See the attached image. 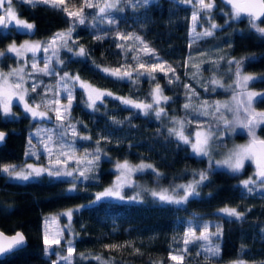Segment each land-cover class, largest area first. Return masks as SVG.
Here are the masks:
<instances>
[{"label":"trees","instance_id":"16d2710c","mask_svg":"<svg viewBox=\"0 0 264 264\" xmlns=\"http://www.w3.org/2000/svg\"><path fill=\"white\" fill-rule=\"evenodd\" d=\"M215 3L228 8L219 0ZM13 4L22 18L35 25L31 32L34 37L45 38L69 27L70 20L61 10L64 5L53 8L22 0H14ZM121 8L123 11L112 12L114 25L101 24L95 28L90 24L77 25L72 37L78 46L88 49L89 55L76 57L62 50L64 64L59 66L60 71L78 74L114 95L134 100H149L151 90L159 83L163 93L171 98L164 107L168 112L175 108L177 114L182 113V103L190 96L189 88L184 85L189 82L185 59L191 50L218 43L227 54L243 61V71L264 73V37L251 28L244 14L225 23L224 16L215 12L213 17L220 27L211 36L189 41L190 5L176 0H149L147 5L122 2ZM117 32L136 34L174 69V74L169 72L166 76L157 71L153 73L155 80L141 76L135 83L105 75L100 70L102 67L134 65L132 52L125 55L116 47L117 43H124L115 39ZM95 35H102L104 39L97 40ZM23 36L17 32L0 34V48ZM143 57L150 59V55ZM11 62L12 57L2 56L0 67ZM39 77V81H43L38 89L41 95L31 93L36 100L45 94V84L53 86L51 76ZM169 78L173 83L168 82ZM250 85L264 89V77L256 78ZM207 94L222 95L218 90ZM75 95L72 122H79L80 135L91 137L90 140L77 139V147L93 152L99 146L101 158L88 180L52 178L45 174L29 181H16L0 172V229L7 233L20 230L26 240L13 253L0 257V264H51L53 257H45L43 253V218L70 207L79 209L73 212L70 221V240L75 249L73 264H100L95 257H100L104 264H170L169 254L184 249V226L187 219L195 215L216 221L213 233L219 228L221 234L212 235L210 241L219 246L220 252L216 257L206 258L201 248L189 244L188 251L183 253V264L264 262V192H245L237 183L239 174L212 169L208 180L198 187L200 195L189 197L183 205L157 202L146 189L141 190L138 201L111 198L93 201L95 193L112 179L115 160L148 162L160 173L155 178L163 184L186 180L197 170H204L205 160L190 153L187 144L168 135L165 117L158 120L150 113L145 116L112 97H105L104 103L93 111L82 102L86 99L82 89L77 87ZM253 106L264 109V102L257 98ZM113 120L121 123H113ZM33 125V120L25 113L5 117L0 112V129L6 133L0 143V166L25 160L28 133ZM102 135L107 139L102 140ZM256 135L264 138V124L257 128ZM137 178L143 183L153 181L150 170L140 172ZM72 183L76 184V190L68 191ZM225 205L236 208L242 218L237 220L214 212Z\"/></svg>","mask_w":264,"mask_h":264},{"label":"snow or ice","instance_id":"6c2138e0","mask_svg":"<svg viewBox=\"0 0 264 264\" xmlns=\"http://www.w3.org/2000/svg\"><path fill=\"white\" fill-rule=\"evenodd\" d=\"M23 2L29 4H44L53 8H61L65 5L66 0H23ZM122 2L131 3L132 0H83V3L79 8L73 5V10H69L67 6L61 8L65 12L70 20L69 27L66 31L55 33L47 42H35L31 43L25 41L23 44L17 46L15 42L9 44L5 51H0V56L6 54H14L18 59H24L26 53H32L31 59V71L27 70L28 61L24 60L23 65L11 69L9 72H0V112L5 116L11 115L13 98L18 100L19 104L23 106L24 112L31 115L33 119H49L52 117L49 113H52L55 117V125L53 128H39L36 135L39 138L40 146L43 148L44 154L48 156V165H36L32 163L22 165H4L0 166V172H3L13 180L29 181L32 178L40 177L42 175H48L51 177H73L74 179L88 180L92 169L98 164L101 158V149L98 146L93 152H85L82 158H77V150L75 148V142L77 139L90 140L91 137L87 135H80L77 123H73L71 119V109L76 99L75 90L77 87L83 90L86 99H82L85 106L93 111L98 110L97 105L104 103L105 97H112L119 100L127 108L137 109L139 113L147 116L150 112H153L155 117L159 120L167 113L161 106L166 104L171 99L163 94L164 90L159 83H156L151 90V102L136 101L131 98H125L120 96H114L110 91L97 88L87 81H84L80 76L63 72V75L56 70L55 65H63L64 59L61 57V51L71 53L76 57L87 58L89 55L88 49L83 46H78L76 40L73 39L72 33L76 30L77 25L90 24L95 28L97 25L107 24L109 26L116 24V20L111 15L114 11H123L120 7ZM138 4L147 5L149 0H136ZM182 3H192L193 0H181ZM224 3L231 6V11H225V15L230 19H239L242 14L249 18V24L252 29L264 37V27L260 24H264V0H223ZM196 10L192 14V37L193 39H199L203 36H211L213 30L219 27L215 22H212V12L216 8L215 0H195ZM85 9H95L94 13H86ZM223 10V9H221ZM202 14H206L209 17L210 27L206 28L201 33H196V27L198 22L203 18ZM257 21L260 23L258 24ZM225 23H228L226 20ZM0 26L3 28H9L10 26L15 29H22L26 32H31L35 25L27 22L24 19L18 17L17 12L12 6V0H0ZM95 39L102 40V35H95ZM116 40L119 41H139L140 44L144 42L140 40L138 36L132 34L116 33ZM116 47L121 49L127 55L128 52H143L144 55H152L153 50L144 44L143 48L129 47L125 43H117ZM43 51L44 58L42 61L43 67H40L41 61H37L36 53ZM133 64H128L125 67L121 64L115 68H103L100 69L107 76H111L117 80H128L135 83L141 76H147L149 79L155 80L153 73L157 71L164 72L167 76L169 72L174 74V69L170 66L165 69V62L160 61L157 63H145L141 62L139 54L132 56ZM228 63L235 64V88L241 91L236 92L232 96V100L229 103L221 104H208L206 101L202 104L193 103V96L195 93L188 97V102L183 105L186 113L188 111L194 112L200 116H216L217 124L223 125V131L219 127L213 129L211 126L204 128L200 122H197V130L194 134H186V125L191 123L186 119L172 118V126L167 129L168 135L175 137L183 144L191 146L193 153L196 156L207 157L209 165L207 169H204L198 173L199 179L187 183L186 185H179L180 189H183V195L177 197L176 189H161L160 191H151V195L162 202L183 204L189 197L199 196L200 193L197 188L208 180L213 165L217 168H226L232 173L240 172L244 166L245 161H251L255 165L254 177H249L242 181V186L248 192L253 191V186L264 187V140L257 137V128L264 124V111L256 112L253 109V104L257 98L260 102H264V92H252L248 91V84L250 81H254L256 77L251 75H243L242 60H229ZM99 67V66H97ZM62 71V69H61ZM56 75V84L54 86H44L45 94L41 97L40 103H35V97L30 96L29 87H26L28 80H32L30 85L31 93H35L36 96H40L41 93L38 89L43 85V81H38L36 77L38 75L52 76ZM168 82L171 84L173 80L169 78ZM213 90L216 87H224L222 80L213 76L208 82ZM185 88H189V85H184ZM228 87H232L229 85ZM207 90V89H206ZM51 93V96L48 94ZM63 94V95H62ZM62 100H66L63 103ZM31 101V102H30ZM43 109V110H41ZM221 109H226L231 112L232 118L226 119L221 113ZM241 112L243 115H241ZM217 113H221L217 116ZM113 123H121L120 121L113 120ZM237 128L243 129L247 132L249 141L245 145L234 146L229 149L223 158L213 160L212 150L213 141L221 139L225 134H231L236 131ZM6 133L0 131V141L5 139ZM101 139H107L106 136H101ZM100 141H97L99 145ZM219 147V145H216ZM26 156H37L39 159V152L37 145L33 144L32 140L28 141V149L25 152ZM70 160H75L77 167L69 170L67 165ZM116 170L119 173L117 182L105 189L103 192L96 195V200H100L104 197H114L118 199H124L121 195V189L124 186H131V176L135 172H142L146 169H151L157 176L160 174L156 172V169L151 164L141 163L139 165H131L127 161L117 162ZM76 190V184L72 183L68 191ZM132 197V199H137ZM82 207V206H81ZM79 209H69L62 215H66L71 221V217L74 211ZM220 211L226 216L235 217L237 220L242 218V213L236 208L224 207ZM53 221L55 218H52ZM46 224L48 221L46 220ZM66 227H70L67 225ZM197 232L199 234H197ZM221 232L218 228L217 232L210 233L209 226L203 225L201 229L194 227H188L184 231V249L177 254H169V259L175 261L176 264H183L184 252L188 251L189 244H195L199 241H206L208 243L201 244L200 247L207 254L206 258L216 257L219 255L220 249L218 245H213L210 242L212 235H220ZM63 240V232L58 231L55 234H50L46 229L43 235V253L45 257H54L51 259V264H73V257L75 249L73 247L72 240L66 241L67 248L66 254L64 252H58L55 250L57 246H61ZM25 243V237L21 232H16L15 235L8 237L0 233V255L10 254L20 248ZM114 247V246H112ZM100 264H104L100 257H95ZM234 264H244L243 261H236Z\"/></svg>","mask_w":264,"mask_h":264},{"label":"rangeland","instance_id":"374dc122","mask_svg":"<svg viewBox=\"0 0 264 264\" xmlns=\"http://www.w3.org/2000/svg\"><path fill=\"white\" fill-rule=\"evenodd\" d=\"M176 1L182 3L181 0H176ZM94 2H95V0H94ZM82 3H83V0H66V3L64 6H67L69 8V10H73V5H75L76 8H79ZM134 3H137L136 0H132V2L128 3V4H134ZM184 4L190 5L192 8L191 21L189 23V29H188V39H189V41H192V40L194 41V39L192 37V14H193V11L196 10L197 6L195 5V0H193L192 3H184ZM121 5H122V3H121ZM121 5H120V7H121ZM221 9H223V10H221ZM85 11H86V13H94L95 9H85ZM225 11L230 12L231 7L228 6L227 9H224L220 6H216V8L213 10V12L211 14L212 15V22H215L217 25H219V27H220V23H218L217 20L213 17L215 12L220 13L224 16V22L226 20L227 21L233 20V19H230L228 16L225 15ZM111 15H112V13H111ZM202 15H203V18L197 24V27L195 30L196 33H201L206 28L210 27L208 15H206V14H202ZM241 16H243V14ZM20 19H22V18H20ZM10 28L12 30H14L12 27H10ZM15 30L20 31L21 33H24V36L22 38H20L18 41L12 40V41L8 42L7 44H5V46L2 49L0 48V51H5L7 46L13 42H15L17 44V46L23 44L26 40L31 42V43L47 42L55 33L66 31V30H61V31H57V32L51 34L48 37L37 38V37L32 36L31 32H26L22 29H15ZM124 34L125 35L132 34L134 37L137 36L136 34H134L132 32H126ZM140 40L143 41L141 38H140ZM195 40H197V39H195ZM123 42L126 45H128L129 47H137L138 46L141 49L143 48L144 44H146L144 41H143L144 42L143 44H140L139 41H134V40L123 41ZM137 54L140 55L141 62L157 63V62L163 61V62H165V69L167 70V68L169 67L168 63H166V61H164L163 59L158 57V55L155 53L150 55V59L143 57L144 54L142 51L139 53L134 51V52H132L131 56L137 55ZM6 55L12 57V62L8 63L4 68L0 67V72L7 73L15 67L22 66L24 60L28 61L27 70L31 71L32 53H26L23 60L18 59L14 54H6ZM1 57L2 56H0V59H1ZM43 58H44L43 51H38L36 53V59H37V61H41L40 67H43V64H42ZM229 60H237V59L234 56L227 54L226 51L223 49V47L221 45H219L218 43L210 44L207 47L197 49V50H191L188 52V54L186 55V59H185V64L187 66V70L185 72V75L187 76V80L189 81L188 82L189 90H190L189 95H192L193 93H195V96H193V103L202 104L206 101L208 104H216L217 102H219L221 104H225V103L231 102L232 96L234 94V90L236 92L241 91L240 89L235 88L234 69L236 66H235V64L230 65L228 63ZM133 63H135V62L133 61ZM124 65H125V67H127L126 64H124ZM59 66L60 65L54 64V67L60 73V75H63L64 71H60ZM103 68H110V67H102V69ZM241 71H242L243 75H251V76L256 77V78L264 77V73L263 74H256V73H252V72L243 71L242 69H241ZM73 75H76V74H73ZM39 76L40 75H38L36 77V79L38 81L40 79ZM213 76L222 80L224 83V87H216L215 90H213L212 86L208 83L213 78ZM51 77L53 79L52 81H53V86H54L56 84V78L57 77L55 74H53ZM81 79L84 81H87L88 83H90L91 85H93L97 88H100V87L92 84L91 82H89L86 79H83V78H81ZM32 82L33 81L30 79V80H28V83L26 85V87H29L30 96H31L30 85L32 84ZM251 82L252 81H250L248 84V88H247L248 91L264 92V89H256L252 85H250ZM50 84L51 83L45 84V85L50 86ZM229 85H232V87L231 88L228 87ZM100 89L106 90L103 88H100ZM217 90H218V92H221L222 95L213 96V95L207 94V93L214 92ZM106 91H108V90H106ZM48 95H50V94H48ZM164 95L167 96L166 94H164ZM114 96H118V95H114ZM120 97L128 98L126 96H120ZM40 101H41V98L39 100L35 99L34 102L40 103ZM136 101H144V100H136ZM62 102L66 103V100H62ZM145 102L150 103L151 102V96H150V99L145 101ZM187 102H188V99H186L182 103L183 111L180 114L175 113V108L172 111L168 112L167 108L164 107V104L161 105L165 109V112L167 113V115L163 116V117H165V121L168 123V127L172 126V124H171L172 118H178V119H186L187 121H191V123H188L186 125V129H185L186 134L187 133H192V134L195 133V131L197 130V122H200L204 128H208L209 126H211L213 129H215V128L219 127L220 130L223 131V125H222V123L219 125L217 124L216 116H213V115L200 116V115H197L196 113L191 112V111H188L186 113V110L184 109L183 105ZM253 109L256 112L264 111V109H257L254 106H253ZM41 110H43V109H41ZM11 112H12V114L7 115V116H5L2 112H1V114L5 117H10V116L18 115V113H25L23 106L21 104H19L18 100H16L15 98H13V101H12ZM221 113L223 114V117L226 119H231L232 115H233L231 112H228L226 109H221ZM221 113H217L216 115L219 116ZM25 114H27L34 122L33 127L30 129V131L28 133V141H29V139H31L33 144L37 145L38 152H39V159L37 158V156H26L25 155V160H23L20 163H17L16 165L32 163V164H36V165L47 166L48 165V156L46 154H44L43 148L40 146L39 138L33 134L36 133L37 129H39V128H53L55 125V117L52 113H49V115L52 117L51 120H49V119H33L30 114H28V113H25ZM150 114L155 116L153 112H150ZM241 115H243L242 112H241ZM239 134L241 135V137L237 136ZM28 141H27V145H26V150L28 149ZM248 141H249V137L247 135V132L243 129H240V128H237L234 133L225 134L221 139H217V140L213 141V150H212L213 160H218V159L223 158V155L229 149L233 148L234 146L245 145L248 143ZM216 145H219V147H216ZM74 146L77 150V158H82L86 151H84L82 148L77 147V142H75ZM187 146H188V151L190 153L194 154L192 149H191V146L190 145H187ZM198 157H202V156H198ZM202 158H204V160H205V169H207L208 165H209L208 158L207 157H202ZM124 161H127V160H115L113 162L114 175H113L112 179L110 180V182L108 184L104 185L100 190H98L95 193L93 201L96 200V195L98 193L103 192L105 189L109 188L110 186H112L113 184H115L117 182V177L119 176V173L117 172L115 166H116L117 162H124ZM127 162L133 166L139 165L141 163L150 164V163L145 162V161H139V162L127 161ZM9 165H13V164H9ZM67 167L69 170L75 169L77 167L75 160H70L68 162ZM214 168H217V167H215V165H213V169ZM221 169H224L227 172L232 173L229 170H227L226 168H221ZM146 170H150L152 172V176H153L152 182H150V183L141 182L137 178V175L140 172H135L131 176V186L126 185L121 189V195L124 197V199H118V198H114V197H104V198H111V199H117V200L138 201L140 199V192L142 189H146L147 192H149L151 195V191H153V190L160 191L161 189H165V188L169 189V190L175 188L176 189V195H177V197H179V196L183 195V189H180L178 186L179 185H186L187 183L193 181L194 179L198 180L199 179L198 173L200 171H202V170H197L195 172V175L188 177L186 180H179V181H174L170 184H163V183L159 182L157 180V178H155V177H157L156 173H154L151 169H146ZM146 170H144V171H146ZM156 172H158V171L156 170ZM254 172H255V165L252 164L251 161H245L244 168L240 172L235 173V174L240 175V177L237 180V183L243 188L242 181L248 179L249 177H254ZM6 177L11 179L7 175H6ZM52 178L74 179L73 177H52ZM11 180H13V179H11ZM16 181H18V180H16ZM69 188H70V186H69ZM243 190L245 192H248L244 188H243ZM257 190L264 192V187L259 186V182H258L257 186H253V191H257ZM197 191H198V188H197ZM137 196H138L137 199H132V197H137ZM151 197L157 202L166 203V202L160 201L159 199L153 197L152 195H151ZM171 204H174V203H171ZM183 204H174V205H183ZM224 207H230V206H226V205L220 206V207L216 208L214 210V212H216L220 215L226 216L225 214H223L220 211V209H222ZM74 208H72V207L64 208L60 211H57L56 213H48V214L44 215V218H43L44 219L43 235H44V232L46 229L49 231L50 234H55L58 231L63 232V240L61 241L62 247L57 246L55 248V250L58 252L62 251V252H64V254H66V248H67L66 241L70 240L71 230H70V227H66L70 223L69 218L66 215H62V214L65 213L67 210L74 209ZM231 208H233V207H231ZM52 218H55V220L53 221ZM46 220L48 221L47 224L45 223ZM205 224L209 226V232L213 233V231L216 227V221L214 219L204 218V217H201L199 215L191 216L190 218L187 219L185 226H184L185 227L184 231L190 226L194 227L196 229H201L203 227V225H205ZM197 234H199V233L197 232ZM204 243H208V242L199 241L195 244H196V246H198V248H201L200 245L204 244ZM172 254H177V253H172ZM236 261H239V260L231 261L228 264H234V262H236ZM62 264H63V262H62ZM170 264H176V262L171 260ZM244 264H246V263H244ZM254 264H264V262L254 263Z\"/></svg>","mask_w":264,"mask_h":264},{"label":"water","instance_id":"95a60500","mask_svg":"<svg viewBox=\"0 0 264 264\" xmlns=\"http://www.w3.org/2000/svg\"><path fill=\"white\" fill-rule=\"evenodd\" d=\"M222 4H224V5H227V6H230V5H228V4H226V3H224L223 2V0H219ZM231 7V6H230ZM246 16V15H245ZM1 27V26H0ZM0 131H2L1 129H0ZM2 132H4V131H2ZM5 133V132H4ZM259 139H261V140H264V138H262V137H258ZM2 141H0V143H1ZM16 232H21L20 230H15L14 232H10V233H7V232H5V231H3L2 229H0V233H3L4 234V236H8V237H11V236H13V235H15V233ZM22 233V232H21ZM25 243H26V240H25ZM24 243V244H25ZM23 244V245H24ZM22 245V246H23ZM21 247V246H20ZM5 254H2V255H0V257H2V256H4Z\"/></svg>","mask_w":264,"mask_h":264},{"label":"flooded vegetation","instance_id":"af4514ba","mask_svg":"<svg viewBox=\"0 0 264 264\" xmlns=\"http://www.w3.org/2000/svg\"><path fill=\"white\" fill-rule=\"evenodd\" d=\"M13 2H14V0H12V5H13L15 11H16L17 14H18V11H17L16 7L14 6ZM18 16H19L20 18H22L19 14H18ZM22 19H24V18H22ZM24 20H25V19H24ZM27 22H28V21H27ZM10 27H11V26H10ZM10 27H9V28H3V27L1 26V27H0V34L10 33V32H17V33H20V34H21L20 31L12 30ZM31 32H32V31H31ZM22 34H24V33H22ZM6 44H7V43H6Z\"/></svg>","mask_w":264,"mask_h":264}]
</instances>
